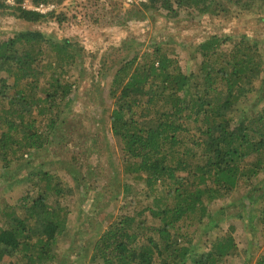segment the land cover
<instances>
[{"label":"trees","instance_id":"16d2710c","mask_svg":"<svg viewBox=\"0 0 264 264\" xmlns=\"http://www.w3.org/2000/svg\"><path fill=\"white\" fill-rule=\"evenodd\" d=\"M95 3L0 0V16L61 26L71 18L66 8L77 16L75 7ZM26 4L55 8L40 13ZM140 9L171 19L183 13L195 23L208 16L253 31L264 22V0H147ZM131 40L99 56L55 29L0 37V168L5 181L28 185L19 204L0 207V264L58 262L60 244L73 238L81 182L34 162L40 152L69 149L68 134L86 136L93 117L96 142L100 136L107 146L111 138L118 142L124 177L138 191L110 195L109 205L122 204L88 264L253 263L264 240V41L215 33L194 47L189 60L195 66L185 71L177 45ZM97 59L99 70L90 69ZM88 69L87 103L75 112ZM14 167L28 173L20 178ZM234 198L242 209L235 217L249 229L242 245L222 206ZM87 214L77 211L76 233L93 220ZM255 264H264V253Z\"/></svg>","mask_w":264,"mask_h":264},{"label":"rangeland","instance_id":"374dc122","mask_svg":"<svg viewBox=\"0 0 264 264\" xmlns=\"http://www.w3.org/2000/svg\"><path fill=\"white\" fill-rule=\"evenodd\" d=\"M82 1L80 0V2ZM104 2L107 3L106 8L103 7ZM73 4L75 5L74 2ZM141 4L143 3H129L126 0H98V3H95L94 7L86 10L76 7L74 10L72 9L74 12H77V16L68 7L65 11L68 12L71 18H68L61 26L53 22L48 23V25H29L12 17L0 16V37L7 38L12 36L14 30L31 29L50 32L55 29L61 31L66 37L71 38L75 36L88 52L98 54L99 56L108 48L118 47L123 41L131 39L135 44L142 46L149 45L152 41L163 42L165 45H168L166 47L170 48L173 47L171 46L172 44H175L177 45L175 48L179 55V62L185 71H189L193 67L194 62L189 60V56L192 54L194 47L215 33L220 32L221 34L240 37L251 34L254 40L264 41V22L259 23L254 31L249 27L239 28L235 25L233 26L231 22L214 21L208 16L200 18L199 23H195L187 21L183 13L179 18L171 19L167 18L166 13L163 11L152 13L141 11ZM113 5H116L118 8H113ZM26 7L30 9L34 8L29 4H26ZM99 59L93 62L95 66L91 64L90 69L94 67V70H99L100 66L97 64ZM90 69H88L89 75L84 81L85 85L77 91L78 96L76 95L74 98L73 109L75 112L82 113L81 111L84 110L87 103L84 99L88 93L91 78ZM94 70L93 72H95ZM98 112L99 110L97 109L94 116H98ZM92 119L87 120V127L84 128L87 133L86 136L75 137L72 133L68 134V140H71H69L71 143L69 149H60L57 153L53 154L47 151L40 152L39 159H36L34 162L35 166L42 164L44 170L57 174L68 181H71L70 175L74 174L77 177L72 183L76 181L81 182L77 186H81L80 196L82 200L76 202V214L75 216L72 215L71 227L73 231L71 234L73 238L69 239V243L68 240H64L60 244L58 262L55 264H88L94 243L102 236L107 225L116 216L122 204L121 202H116L109 205L111 194L115 192L122 193L125 190L122 194H126L127 190H131V193L136 195L135 193L138 191L136 187L131 185L132 183L129 185V179L124 177V164L122 162L123 156L120 151V145L117 144L116 140L114 141L111 138L108 143L109 146H107L105 145L107 141L102 136L99 137V142H96L94 133L92 132L95 131L96 125L92 122ZM91 143L94 144L92 149L89 150L88 144ZM73 144L76 148L73 147ZM12 170L20 178L28 173V169L25 167L22 170H17L14 167ZM2 174L0 168V207L15 203L19 204L20 199L26 196L28 185L19 182L12 184V180H8L7 182ZM91 183L94 188L91 187ZM9 184H12L10 192L7 189ZM125 184L128 185L125 186ZM128 186L130 187L127 189ZM99 193L101 194L99 196L101 199L100 201H95ZM105 194L107 196L104 197ZM34 196L33 194L32 197ZM238 203L239 200L234 198L222 202V206L225 207L226 214L224 215L227 218L225 221L228 220L236 225L237 231L234 236L237 243L242 245L244 239L247 237L246 231L249 229H247L246 223H242L240 218L235 217L237 212L242 210L237 206L239 205ZM96 204L98 206H95ZM80 209L88 213L87 215L93 213V220H90L88 225L85 226L87 227L86 230H82L79 234L75 230L81 228L79 227L81 223L77 219V211L80 212ZM96 216L98 218H95ZM82 220L84 222V219ZM221 230L226 231V225H223ZM261 253H264V240L257 247L252 264H255ZM241 256L248 257L243 249Z\"/></svg>","mask_w":264,"mask_h":264},{"label":"built area","instance_id":"2783aa9c","mask_svg":"<svg viewBox=\"0 0 264 264\" xmlns=\"http://www.w3.org/2000/svg\"><path fill=\"white\" fill-rule=\"evenodd\" d=\"M129 3H143L146 2L147 0H126ZM55 8L54 5H40L39 7L32 8L33 10L40 12V13H47L49 11H52Z\"/></svg>","mask_w":264,"mask_h":264}]
</instances>
